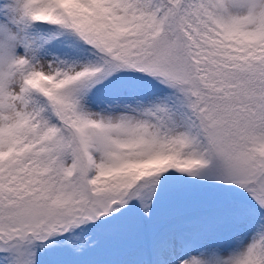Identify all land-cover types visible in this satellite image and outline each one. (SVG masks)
Returning a JSON list of instances; mask_svg holds the SVG:
<instances>
[{"label":"snow or ice","instance_id":"snow-or-ice-1","mask_svg":"<svg viewBox=\"0 0 264 264\" xmlns=\"http://www.w3.org/2000/svg\"><path fill=\"white\" fill-rule=\"evenodd\" d=\"M0 264H264V0H0Z\"/></svg>","mask_w":264,"mask_h":264}]
</instances>
